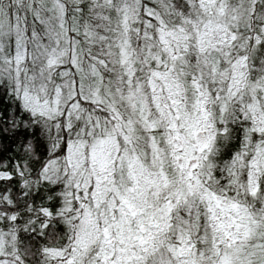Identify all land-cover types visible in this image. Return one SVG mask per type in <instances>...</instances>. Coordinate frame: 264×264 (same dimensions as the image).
Segmentation results:
<instances>
[{
	"label": "snow or ice",
	"instance_id": "6c2138e0",
	"mask_svg": "<svg viewBox=\"0 0 264 264\" xmlns=\"http://www.w3.org/2000/svg\"><path fill=\"white\" fill-rule=\"evenodd\" d=\"M0 264H264V0H0Z\"/></svg>",
	"mask_w": 264,
	"mask_h": 264
}]
</instances>
